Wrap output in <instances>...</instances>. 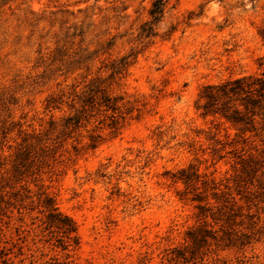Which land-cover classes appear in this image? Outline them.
Masks as SVG:
<instances>
[{
  "label": "rangeland",
  "instance_id": "374dc122",
  "mask_svg": "<svg viewBox=\"0 0 264 264\" xmlns=\"http://www.w3.org/2000/svg\"><path fill=\"white\" fill-rule=\"evenodd\" d=\"M154 1L0 0V264H264V136L198 109L264 76V0H168L149 38Z\"/></svg>",
  "mask_w": 264,
  "mask_h": 264
},
{
  "label": "trees",
  "instance_id": "16d2710c",
  "mask_svg": "<svg viewBox=\"0 0 264 264\" xmlns=\"http://www.w3.org/2000/svg\"><path fill=\"white\" fill-rule=\"evenodd\" d=\"M168 0H155L149 13L151 21L143 27V35L152 37L155 26L162 20ZM127 58L121 60V66L115 72L122 71L128 64ZM104 82H95L88 91L83 92L79 99L83 108H93L95 105H104L107 111L114 113L118 107L103 87ZM198 109L204 116L221 117L231 123L242 135L252 133L253 137L264 136V76H242L216 85H206L200 93ZM80 116L67 119V125L79 126ZM245 140V138L243 139ZM247 141V140H245ZM95 146V145H93ZM186 183L194 180L195 173L187 174L183 171ZM200 208H204L201 206ZM47 223L55 225L64 232L68 239L77 230L75 222L58 211L55 203L49 200L46 203ZM77 243V239H75Z\"/></svg>",
  "mask_w": 264,
  "mask_h": 264
}]
</instances>
